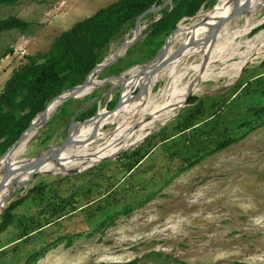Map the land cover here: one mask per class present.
<instances>
[{
	"label": "rangeland",
	"instance_id": "obj_1",
	"mask_svg": "<svg viewBox=\"0 0 264 264\" xmlns=\"http://www.w3.org/2000/svg\"><path fill=\"white\" fill-rule=\"evenodd\" d=\"M114 1L20 0L14 5L0 4V19L16 16L31 23L25 32L14 29L0 34V91L13 70L26 63L28 56L46 53L61 32ZM216 2L214 0L208 7H202L196 16L209 12ZM161 11L150 12L140 19L143 29L137 42L130 47L133 54L127 59L137 62L125 65L119 73L125 72V78L135 67L151 62L162 48L163 44L154 54L139 51L150 25L155 18L161 17ZM247 17L251 22H257L253 24H258L255 28L261 27L264 24L260 23L264 18V5L252 4L250 10L242 11L230 20L226 34L233 36V42L250 40L264 30L253 32V28L240 36L239 30L246 24ZM194 20L184 18L180 22L189 24ZM135 29L134 23L133 28L113 40L105 57L109 59L115 53H123ZM167 38L168 35L164 42ZM220 41L225 42L224 39ZM7 50L12 51L4 55ZM145 56L150 57L139 61ZM260 58L261 55L253 59L234 79L221 77L198 82L191 95L198 100L186 103L173 120L161 126L160 121L172 115L168 109L163 110L150 120L154 121L151 127L134 135L140 137L145 131L156 133L164 129L161 132H166L165 140L159 134L147 143L145 139L115 159L102 160L78 174H36L33 181L17 189L5 200V209L11 200L26 196L35 184H47L41 200L36 197L27 207L16 210L24 212L26 218L39 213L38 228L41 229L25 238L26 242L15 240L17 232L14 227L23 220L20 218L23 214L17 216L0 235V264H22L32 251L40 250L42 246H45L43 252L32 264H264V119L249 127H238L247 120L249 108L264 106V95L260 94L264 88V67L260 64L264 59ZM202 60L203 56L192 55L186 61L187 67ZM237 61L238 57H234L226 62ZM212 64L222 66L219 60ZM187 67L176 71L179 76L184 70L182 82L191 81L194 76L195 70ZM104 70L106 72L100 71L99 80L115 75ZM165 83V79L157 81L152 95L159 96ZM236 84L239 88L232 92ZM138 91L139 88L132 91V103L138 97ZM120 92L121 86L109 83L86 96L68 100L42 129L37 130L22 158L36 156L49 147L61 145L70 124L82 121L77 119L81 113L94 106L96 111L110 110ZM217 95L229 96V100L235 98L224 105L222 101L213 99ZM62 107L66 117L54 119ZM149 113L145 111L134 122L147 118ZM186 116H192L193 124L182 130ZM116 127L117 122L106 124L102 131L112 133ZM47 135L50 139L44 141ZM196 135L198 140L204 141L200 146L193 139ZM230 137L236 140L235 143L208 152ZM104 140L95 139L88 146L94 147ZM196 154L199 155L195 158H201L197 163L177 170V166L188 164ZM91 169L97 170L98 175L86 174ZM167 171L169 173L153 187L151 180ZM75 175L79 176L61 179ZM150 193H153L151 198L141 204L139 200ZM59 198L71 201L66 205L65 214L44 226L49 220L44 206L49 202H59ZM125 201L132 204L128 209L123 205L120 208L109 206L111 202L123 204ZM111 215H115L112 220L99 223ZM39 230L42 231L38 233ZM158 252L163 254L160 261L156 255Z\"/></svg>",
	"mask_w": 264,
	"mask_h": 264
},
{
	"label": "trees",
	"instance_id": "obj_2",
	"mask_svg": "<svg viewBox=\"0 0 264 264\" xmlns=\"http://www.w3.org/2000/svg\"><path fill=\"white\" fill-rule=\"evenodd\" d=\"M20 0H0L2 5H14ZM164 0H116L105 7L99 8L91 16L77 21L69 29L61 32L52 42L49 50L44 54L37 56H28L27 62L22 64L17 69L13 70L12 74L5 81L2 90L0 91V156L20 137L24 130L29 126L30 122L42 112L48 103L64 89L72 88L75 85L82 83L87 75L91 72L92 68L99 64L107 54V49L110 43L123 34L127 29L133 28L135 20L144 11L153 5H160ZM214 0H173L172 8L168 10V6L161 11V18L153 22L149 27V33L144 37V41L140 46V52L154 54L159 46H161L165 40V37L175 28L176 24L184 17L195 16L200 9L208 7ZM31 23L16 17L9 16L4 19H0V34L11 30H19L25 32ZM139 25V24H138ZM264 28V24L258 28H255L253 32L259 31ZM158 40V41H157ZM154 47V48H153ZM12 50H7L4 55ZM133 54L131 48L128 49L125 57L120 58L113 65L108 66V74H118L122 72L125 65H132L137 61H127ZM150 56H145L139 61L145 60ZM264 67V60L260 64ZM106 72L105 70H103ZM93 76L90 77V79ZM239 85L236 84L234 92ZM250 89V88H249ZM264 95V88L261 91ZM235 98V97H234ZM229 96H216L213 99L222 101L224 105H228L231 100ZM198 100V97L191 96L187 103H193ZM112 103L110 107H113ZM96 106L89 109L87 112L81 113L77 119L84 120L92 116L96 112ZM239 109V108H237ZM200 111V110H197ZM249 116L247 120L241 122L238 127H249L264 119V106L259 108L251 107L248 109ZM67 113L65 108L62 107L58 110L54 119L63 120ZM41 115L37 118L39 119ZM36 119V120H37ZM35 120V121H36ZM186 122H182L184 129H188L193 124L192 116L185 117ZM164 130V129H162ZM161 130V131H162ZM154 132L146 137L144 140L149 142L154 137H158V134L165 140L167 138L166 132ZM50 139V135L44 139L47 141ZM196 140L198 146L202 145L204 141L197 139V135L193 138ZM144 141V142H145ZM235 139L230 137L225 141L219 143L214 148L208 150V152L217 151L228 147L235 143ZM142 145V144H141ZM124 154L123 156H126ZM188 164L177 166V170H183L190 168L197 163L201 158H195ZM109 162V161H106ZM111 162V161H110ZM169 171L164 175L158 176L152 179L151 185L156 187L160 181L167 175ZM86 174L98 175L97 170L91 169ZM75 176H65L61 179L76 178ZM47 184L38 183L30 188L26 196L18 198L12 201L5 211L1 214L0 218V235L7 230L15 221V218L22 215L24 212H17L19 207H27L31 200L41 197L46 189ZM153 193L147 194L139 202L148 201ZM71 201L69 199L59 198V202H49L44 206L45 212L49 216L44 226L50 224L54 219H59L65 214L66 205ZM114 208L128 209L132 204L124 202H111ZM41 215L36 213L31 215L30 218H26L27 215L23 214L14 227L17 232L15 240L25 241L32 232L41 229L39 227V217ZM115 215L108 217V220H100L99 223L110 221ZM42 230H39L40 233ZM26 242V241H25ZM25 242L22 243V248ZM45 246L41 249H35L26 258L22 264H32L36 258L43 252ZM158 255V261L163 257L162 253Z\"/></svg>",
	"mask_w": 264,
	"mask_h": 264
},
{
	"label": "bare ground",
	"instance_id": "obj_3",
	"mask_svg": "<svg viewBox=\"0 0 264 264\" xmlns=\"http://www.w3.org/2000/svg\"><path fill=\"white\" fill-rule=\"evenodd\" d=\"M247 1L248 0H242L241 4L243 5ZM252 4H255V6L262 4L264 5V0H252L250 2V6ZM230 9L231 6L228 4V0H218L214 10L207 13H200L197 17H195V20L189 24L180 22L173 34L167 38L165 44L160 49L157 58L148 64H140V66L136 65L137 67L134 68L130 75L128 74L129 76H139L137 82L140 88V94L136 98L135 102L132 103V99H130L125 102L124 106L119 111L110 114V116L99 118L97 121L87 126L76 129L74 128L72 131L75 137H85L93 131L95 126H97L96 137L92 140L104 138V142L94 147L83 145L76 147V149L74 148L72 150L66 151L67 153L62 152L65 156L68 154L70 157L77 158L78 161L72 159L62 161V163L52 161L44 163L40 167L33 169L15 170L11 172L10 175H8L5 181L2 182L3 176H5L8 171L15 169L18 164L25 160V158H22L21 156L24 152V148L26 149L27 144L29 143L28 141H32L37 135L35 134L37 130L39 131L43 126H35L29 133H27L18 148L8 151L0 158V213L6 207L5 200L17 189L22 187L24 188L29 181H33L36 174L46 173L61 175L65 174L66 172L77 171L91 165L99 159L117 154L129 147H135L137 143H141L140 141L149 131H145V133L140 137H135L134 135L143 132L146 127H151L154 124V121L152 122L150 120L156 118L157 115H160L163 110L168 109L172 114L170 117L175 115V110L178 111L179 106L182 104L185 98L189 94L193 93V89H197L195 88V85L198 82L206 79L216 80L221 77L225 79L227 78L229 80L232 78L234 79L240 73L241 66H243L244 63L252 62L253 59L260 55L261 58L264 57V30L259 31L258 34L256 33L257 35L255 34L256 36L250 40H243L236 43L233 42V36L229 37L226 34L229 30L228 27L230 25V20L227 21V23L220 27V29H218L216 32H214L212 28L208 27L207 25H200V22L209 15L215 17L210 21V23H215L218 18L227 16L230 12ZM255 23L257 22H251L250 17H247L246 24L242 29L239 30L240 36L249 33L254 26L253 24ZM195 26L198 27H196L195 38L193 42L184 51H182L180 55L174 57L157 73L147 79L145 74L150 72L153 67H156L164 58L173 54L182 45V43L186 42L189 39V36L194 33ZM142 29L143 26L139 24L135 33L139 32L138 35L141 34ZM223 36L225 37L223 38ZM222 39L225 40L224 43H221L220 40ZM241 46H244V50H241ZM260 50L263 51L260 52ZM217 52H220L221 54L218 56L219 53L217 54ZM119 54L121 53H115L109 59L105 57V61H109ZM195 54L203 56V60L206 57V62L209 60L208 64H205L206 62L204 63L202 60L201 63L197 65L195 64V66L187 67V59ZM234 57H238V61L236 63L226 62L229 58ZM217 60H219L222 66H214V64H212ZM184 67H187V69L193 68V70H195L191 81L182 82V77L185 75ZM180 69L184 70H182L181 74L178 76L176 71ZM99 74L100 70L97 69L89 76L88 86L81 94H86L87 92L91 93L98 87L104 85V80L98 79ZM91 76L93 77L90 79ZM164 79L166 83L162 88L161 94L159 96H153L152 89L154 84L157 81ZM108 81L111 82V84L116 85L122 81V77H112L109 78ZM129 87L130 83L126 90ZM67 94L71 93L65 92L63 95ZM54 107L55 104L51 102L46 113L42 114L39 119H37L40 116L38 115L35 118V120H37H34V123L42 121L45 115H51L53 113ZM145 111H150V115L147 118L144 117L137 122H134V120L139 115L144 114ZM167 119L169 118L164 119L163 122L160 121V125ZM115 122H117V128L114 132L109 134L102 131V128L106 124H113Z\"/></svg>",
	"mask_w": 264,
	"mask_h": 264
},
{
	"label": "water",
	"instance_id": "obj_4",
	"mask_svg": "<svg viewBox=\"0 0 264 264\" xmlns=\"http://www.w3.org/2000/svg\"><path fill=\"white\" fill-rule=\"evenodd\" d=\"M218 2V0H216ZM252 0H248L247 2H245L243 5L241 4L242 3V0H228V4L231 6V9L229 10L230 12L228 13L227 16H224V17H221V18H218L216 20L215 23H210V21L215 18L213 17L212 15H209L207 16L204 20H202L200 22V25L204 24V25H207L208 27H211L212 30L214 32H216L218 29H220V27H222L225 23H227V21L229 20H232L233 18H235L236 16L239 15L240 12L242 11H245V10H250L251 9V6H250V2ZM172 2L173 0H166L165 2H163L161 5H153L151 6L150 8H148L146 11H144L141 15H139L135 21V31L137 30V26L138 24H140V19L150 13V12H154V11H157V10H161L163 8H165L166 6L169 7V9L172 7ZM217 2L212 6L211 10H214L215 7H216V4ZM209 11V12H210ZM197 17L196 15L193 16V17H190V18H195ZM161 17H157L154 19V21L160 19ZM184 18H187V17H184ZM183 18V19H184ZM180 22V21H179ZM178 22V23H179ZM264 22V19L260 22V23H263ZM198 25V24H197ZM178 24L176 25V27L170 32V34L168 35V37L173 34V32L176 30ZM199 26V25H198ZM198 26H195L194 27V33L192 35L189 36V39L182 43V45L173 53L171 54L170 56L164 58L162 61H160V63L156 66V67H153L152 70L148 73L145 74L146 78H150L152 75H154L155 73H157L162 67H164L167 63H169L174 57H176L177 55H180L182 53V51H184L194 40L195 38V31H196V27ZM255 26H258V24L254 25L252 27V29L255 27ZM134 31V33H135ZM141 34H133V36L131 37V39L129 40L130 42L128 43V45L126 46V50L124 53H121L119 55H116L115 57H113L111 60L109 61H105L106 59H104L101 63L97 64L96 66H94L91 70V72L87 75L86 79L78 84V85H75L74 87L70 88L69 90H66V91H62L60 94H58L57 96H55L51 102H53L55 104V107L53 109V113L51 115H45L42 119V121L38 122V123H34V120L35 118L38 116V115H42V114H45L46 111H47V108L48 106L51 104V102L46 106V108L40 112L29 124V126L24 130V132L20 135V137L14 142L13 145H11L4 153L3 155H5L8 151H12L13 149L15 148H18L19 145L21 144V142L23 141L24 139V136L29 133L35 126H44L54 115V113L56 112V110L61 106L63 105L65 102H67L68 100L70 99H73V98H78V97H82V96H86L88 95L89 93L87 92L86 94H81L88 86V79H89V76L91 74H93L97 69H99L100 71L104 70L105 67H108V66H111L113 65L115 62H117L121 57H123L130 46H132L134 43L137 42V40L139 39ZM125 41H123V43L121 44L120 48H122L123 44H124ZM166 42V41H165ZM165 42L163 43V45L165 44ZM163 45L161 47H163ZM158 56V53L156 54L155 58H157ZM154 58V59H155ZM153 59V60H154ZM262 60L264 59V57L261 58ZM152 60V61H153ZM203 62L205 63L206 62V57L204 58ZM150 63V62H149ZM250 62H246L244 63L243 66H241V69H240V72L243 71L248 65H249ZM148 64V63H147ZM125 73V72H124ZM123 74H115L111 77H108V78H105L103 79L104 80V85L105 84H109L111 82L108 81L109 78H112V77H122V81L119 82L118 86H121V92H120V95L118 97V100L116 102V104L113 106V108H111L110 110H107V109H102V110H97L95 114H93L92 116L82 120V121H74L70 124L69 126V131H68V135L67 137L65 138V140L63 141V143L59 146H54V147H49V149L43 153H39L38 155L36 156H32V157H28V158H25V160H23L20 164H18L16 166L15 169L13 170H10L7 172V174L5 176H3L2 178V182L6 180V178L8 177V175H10L11 172L15 171V170H27V169H33V168H36V167H40L42 164L44 163H47V162H52V161H57L59 163H62V161H66L68 159H72V160H77V158H73V157H70L68 156V154H66V156L62 153V152H66V151H69V150H72V149H76V147H80V146H83V145H88L89 143H91L93 138H95L96 136V128L97 126H95V128L93 129L92 132H90L87 136L85 137H75L74 134H73V129L75 128H81V127H84V126H87L95 121H97L99 118H104V117H107V116H110V114L114 113V112H117L119 111L125 104V102H127L128 100H130V98H133L134 95H131L132 91H134L135 89H138L139 88V85H138V77L139 76H129L128 78H125L123 77L122 75ZM240 74V73H239ZM130 83V87L126 90L127 86L129 85ZM65 92H70L71 94H67V95H63ZM126 94H125V93ZM138 95L140 94V88H139V91L137 93ZM193 93L189 94L185 100L182 102V104L179 106V109L178 111L175 113V115H173L172 117H170L169 119H167L164 123L161 124V126H164L167 122H169L170 120H173L174 117L178 114V112L181 110V108L183 106L186 105L188 99L190 98V96L192 95ZM136 95V94H135ZM137 95V96H138ZM128 98V99H127ZM117 128V127H116ZM157 131V130H156ZM152 131H149L147 132V134L143 137V139L140 141V142H143L144 139L146 137H148L149 135H151ZM111 134V133H109ZM108 134V135H109ZM31 140H29L28 142H30ZM140 143H137L136 146H138ZM135 146V147H136ZM129 148H134V146L132 147H129ZM128 149V148H127ZM127 149H124L123 151L117 153V154H113L111 156H108V157H104L102 159H99L98 161L92 163L91 165L85 167V168H82V169H79L77 171H72V172H66L67 174H71V175H74V174H78L82 171H85L86 169H89V168H92L93 166L96 165V163L102 161V160H109V159H115L116 156H118L119 154L123 153L124 151H126ZM25 150V148H24ZM67 153V152H66ZM2 155V156H3ZM1 156V157H2ZM0 157V158H1ZM12 201V200H11ZM5 210V208L3 209Z\"/></svg>",
	"mask_w": 264,
	"mask_h": 264
},
{
	"label": "clouds",
	"instance_id": "obj_5",
	"mask_svg": "<svg viewBox=\"0 0 264 264\" xmlns=\"http://www.w3.org/2000/svg\"><path fill=\"white\" fill-rule=\"evenodd\" d=\"M166 7H167V6H166ZM166 7H165V8H166ZM203 7H204V6H203ZM171 8H172V7H171ZM171 8H170V9H171ZM163 9H164V8H163ZM163 9H162V10H163ZM170 9H169V7H168V10H170ZM196 15H197V14H196ZM187 18H190V17H187ZM158 20H159V19H158ZM181 20H183V18H182ZM181 20H180V21H181ZM135 21H136V20H135ZM156 21H157V20H156ZM153 22H155V21H153ZM177 24H179V23H177ZM177 24H176V25H177ZM175 27H176V26H175ZM255 27H256V26H255ZM255 27H254V28H255ZM251 30H252V29H251ZM260 31H261V30H260ZM169 34H170V33H169ZM130 39H131V38H130ZM130 47H131V46H130ZM130 47H129V48H130ZM121 58H122V57H121ZM104 59H105V57H104ZM104 59H103V60H104ZM103 60H102V61H103ZM102 61H101V62H102ZM101 62H100V63H101ZM105 68H106V67H105ZM120 73H121V72H120ZM118 74H119V73H118ZM69 89H70V88H69ZM64 90H65V89H64ZM64 90H63V91H64ZM89 94H90V93H89ZM82 97H83V96H82ZM190 97H191V96H190ZM51 101H52V100H51ZM51 101H50V102H51ZM50 102H49V103H50ZM49 103H48V104H49ZM65 103H66V102H65ZM65 103H64V104H65ZM115 104H116V103H115ZM115 104H114V105H115ZM61 106H62V105H61ZM61 106H60V107H61ZM112 108H113V107H112ZM56 111H57V110H56ZM95 113H96V112H95ZM95 113H94V114H95ZM53 116H54V115H53ZM128 149H129V148H128ZM128 149H127V150H128ZM124 152H125V151H124ZM13 201H14V200H13ZM11 202H12V201H11ZM11 202H10V203H11ZM10 203H9V204H10ZM4 211H5V210H4ZM4 211H3V212H4ZM3 212H2V213H3ZM2 213H1V214H2Z\"/></svg>",
	"mask_w": 264,
	"mask_h": 264
},
{
	"label": "flooded vegetation",
	"instance_id": "obj_6",
	"mask_svg": "<svg viewBox=\"0 0 264 264\" xmlns=\"http://www.w3.org/2000/svg\"><path fill=\"white\" fill-rule=\"evenodd\" d=\"M116 84V83H115Z\"/></svg>",
	"mask_w": 264,
	"mask_h": 264
}]
</instances>
